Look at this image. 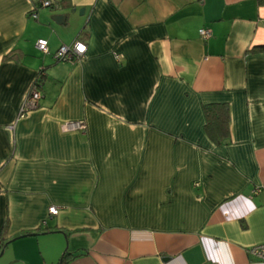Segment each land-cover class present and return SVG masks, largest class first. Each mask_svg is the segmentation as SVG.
<instances>
[{
	"label": "crops",
	"instance_id": "crops-1",
	"mask_svg": "<svg viewBox=\"0 0 264 264\" xmlns=\"http://www.w3.org/2000/svg\"><path fill=\"white\" fill-rule=\"evenodd\" d=\"M41 1L0 0L3 253L33 262L37 247V264L66 250L68 264H264L247 254L264 243V6L50 0L32 20ZM75 41L83 57L53 59ZM40 69L39 105L21 116ZM210 104L228 108L220 143L204 131ZM71 122L84 131L62 132Z\"/></svg>",
	"mask_w": 264,
	"mask_h": 264
},
{
	"label": "built area",
	"instance_id": "built-area-1",
	"mask_svg": "<svg viewBox=\"0 0 264 264\" xmlns=\"http://www.w3.org/2000/svg\"><path fill=\"white\" fill-rule=\"evenodd\" d=\"M52 3L50 0L41 1L38 5H34L32 10L29 12V17L32 20H37L38 17V9L39 8H51ZM200 38L202 40H207L210 38L211 34L207 30H200L199 31ZM35 47L38 52L42 53L43 55L49 54L48 44L46 40L39 39ZM86 51L85 45H83L79 41H75L70 46H62L60 47L54 54L53 59L56 62H72L75 60L80 59L83 57ZM42 70V69H41ZM41 100V93H40V84L37 82V79L33 81L30 89L22 103L20 109V115H24L28 113V111H32L38 107L39 102ZM84 124L82 122H71L65 123L62 125L61 130L62 132H71V131H84ZM259 190H255L254 194L258 193ZM50 215H57L58 209L55 207H51L48 210ZM247 254L257 260L258 262L264 263V243L256 244L248 248Z\"/></svg>",
	"mask_w": 264,
	"mask_h": 264
},
{
	"label": "trees",
	"instance_id": "trees-1",
	"mask_svg": "<svg viewBox=\"0 0 264 264\" xmlns=\"http://www.w3.org/2000/svg\"><path fill=\"white\" fill-rule=\"evenodd\" d=\"M258 6H264V0H256ZM264 50V47H259ZM44 69H40L36 75L40 89L45 78ZM204 114V131L215 142L220 143L228 136V108L224 104H210L203 108ZM5 244L0 240V253ZM70 254L66 250L60 257L58 264H68Z\"/></svg>",
	"mask_w": 264,
	"mask_h": 264
},
{
	"label": "rangeland",
	"instance_id": "rangeland-1",
	"mask_svg": "<svg viewBox=\"0 0 264 264\" xmlns=\"http://www.w3.org/2000/svg\"><path fill=\"white\" fill-rule=\"evenodd\" d=\"M4 253L0 256V264H37L38 263L37 258L39 259L37 247L35 248V253H34L35 260H33V262L32 260L29 261L28 260L29 258L25 259L26 262H23L21 260L19 262H15V260L12 259V256H9V253L7 254Z\"/></svg>",
	"mask_w": 264,
	"mask_h": 264
},
{
	"label": "water",
	"instance_id": "water-1",
	"mask_svg": "<svg viewBox=\"0 0 264 264\" xmlns=\"http://www.w3.org/2000/svg\"><path fill=\"white\" fill-rule=\"evenodd\" d=\"M74 12H75V10H72V11H71V13H74ZM83 12H84V10H80L78 13H79V15H82ZM51 19H52V21H53L55 24L60 25V24H64V21H65V19H66V16H65V15H55V16H53ZM2 254H3V250L1 251L0 256H1ZM170 259H171V258L165 257V258H163L162 261L167 262V261H169Z\"/></svg>",
	"mask_w": 264,
	"mask_h": 264
}]
</instances>
